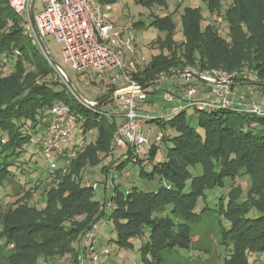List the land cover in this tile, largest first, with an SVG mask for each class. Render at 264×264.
<instances>
[{
	"label": "trees",
	"instance_id": "trees-1",
	"mask_svg": "<svg viewBox=\"0 0 264 264\" xmlns=\"http://www.w3.org/2000/svg\"><path fill=\"white\" fill-rule=\"evenodd\" d=\"M204 1L210 15L223 13L221 25L210 23L209 15L208 24L203 28L202 10L194 6H187L176 18L172 14L154 16L149 27L157 33V40L152 42L155 50L148 66L133 74L139 84L146 85L163 73L186 65L227 71L248 67L264 78V0ZM142 2L148 7H167L166 0ZM21 21L7 1L0 0V59L4 57L7 65L6 72L0 75V189L5 180L14 175L11 167L21 169L18 158L25 153L23 145L31 141L32 134L38 133L37 124L41 125V117L53 105L59 102L71 105L76 125L82 130V139L93 129L97 131L96 137L87 144L68 146L65 154L57 158V167L49 166L48 174L40 177L52 184L47 188L45 205L28 209L37 217L26 222L20 219L6 222L0 229V246L16 248L9 264H45L39 262V258L47 260L75 251L73 242L77 240L79 246L92 223L108 217V211L100 209L101 202L94 199L93 185L83 178L87 167L97 166L102 159L115 156L118 150L112 152V146L119 125L116 119L99 111L100 105L89 108L65 88L55 89V85L62 82L53 80L55 71L47 65L40 49L31 43ZM178 24L183 34L180 42L175 38ZM135 26L147 29L144 20L136 22ZM221 29H225L230 42L225 38L227 35L220 33ZM25 60V63H33L35 76L47 77V80L29 85L24 94L17 91L4 96L5 85L22 84L19 81L26 70ZM9 70L13 73L7 77ZM189 109H178L169 118L158 121L163 129L162 141L150 146L136 162L124 160L125 149L121 148V157L112 166L116 175L129 163L142 166L147 161L152 168L150 171L143 168L141 176L150 179L159 176L164 184L157 191L149 192L137 187L127 191L114 187L110 201L115 205L112 218L117 237L113 241L121 248H134L131 239L140 238L143 264H165L166 254L177 248L188 249L192 242L187 225L178 224L172 216L186 220L197 217L196 208L200 198L206 200L207 190L224 188L227 178L234 183L239 176L249 174L252 178L250 195L257 197L242 200L241 186L235 183L229 185L220 198L217 211L230 222L224 236L233 244L222 264H264V115L224 108L195 109V113H189ZM28 121L32 122V132L27 128ZM192 121H197L198 127H194ZM77 146L84 150L68 163L67 155L77 151ZM164 146L168 148L166 159L157 160ZM58 160H64V164ZM250 202L258 206L260 216H247ZM22 206L13 210L19 212V217L27 209ZM163 210L167 211L165 216ZM77 215L83 219L77 220ZM106 220L109 223V219ZM147 230L149 235H146ZM2 238L6 239L4 244H1ZM33 250L38 251L35 257L31 253ZM109 254L111 250L101 256ZM251 255H255L254 261Z\"/></svg>",
	"mask_w": 264,
	"mask_h": 264
},
{
	"label": "built area",
	"instance_id": "built-area-1",
	"mask_svg": "<svg viewBox=\"0 0 264 264\" xmlns=\"http://www.w3.org/2000/svg\"><path fill=\"white\" fill-rule=\"evenodd\" d=\"M8 5L25 23V29L34 44L39 46L47 60L55 68L60 79L73 92L79 101L89 108L95 109L99 104L80 96L76 93V87L69 82L70 77L65 70L56 65L51 54L48 52L42 39L44 36L52 35L63 44V56L71 66L83 71L89 82H93V71L107 72L117 68V79L120 77L124 86L117 92L119 98L118 108L122 114L123 122L118 126L112 152L115 149L124 148V160L136 162L139 156L147 151L150 144L149 137L144 133V125L156 117L151 113L140 111L139 103L146 99L147 93L142 89L130 71L137 67H144L147 57L137 53V34L134 27L116 24L111 12L117 6L111 2L102 0H46L44 8L34 13L36 0H6ZM122 4V3H121ZM33 11V17H32ZM224 21L222 12L210 15L209 22L221 25ZM227 41L231 38L227 35ZM18 53V52H17ZM6 59H0V75L6 72ZM171 72L163 73L162 78L170 76ZM172 75L180 78L181 83L190 81L196 77L209 87L206 99H195L192 95L196 92L195 87L188 88L186 95L180 96L171 91H164L163 97L167 101L179 103V110L194 107L198 110L235 109L242 112L264 115V103H248L247 95L241 93L235 85L240 80L251 79L264 86V78H260L248 67L239 71H227L222 68H199L193 65L179 67L172 71ZM78 90V89H77ZM41 125L46 131L38 132L32 137L31 142L44 153L48 165L57 167L56 159L64 155L72 131L76 127V118L71 105L59 102L53 105L48 113L41 117ZM163 132L156 136V140H162ZM68 154L69 158L74 154ZM115 169L110 175L113 180ZM113 206L111 201L104 202L100 209L104 212ZM101 220H96L90 226L81 244L78 246L76 258L70 264H100L101 255L110 252L109 247L100 249L96 243ZM108 223V220H106Z\"/></svg>",
	"mask_w": 264,
	"mask_h": 264
},
{
	"label": "rangeland",
	"instance_id": "rangeland-1",
	"mask_svg": "<svg viewBox=\"0 0 264 264\" xmlns=\"http://www.w3.org/2000/svg\"><path fill=\"white\" fill-rule=\"evenodd\" d=\"M166 1L167 7L158 5L148 7L143 5L142 0L116 1L118 10L114 12L112 11L110 13L111 17L118 25H126L127 27H134L136 29L138 41L146 43L143 45L145 47L142 48V53L140 52L139 54H143L147 57L150 56L155 50L154 44L152 42L157 40V33L151 31V28L149 27L154 19V16L158 15L165 17L166 15L172 14L176 18L179 16V13H182L187 6H194L200 7L202 10V27L204 28L208 24L206 20L210 15V9L204 0H183V2H180L179 0ZM35 2L34 13L38 14L44 8L46 0H36ZM107 2L113 3L114 1L108 0ZM141 20L145 21L147 29L142 28V30H139V28L135 26L136 22ZM20 25L22 28H25V23H23V21H21ZM181 30L182 26L178 24L175 38L179 42L183 40V34ZM220 33L223 36L227 35L225 29H221ZM27 37H29V34H27ZM42 41L46 45L48 52L51 54L53 62L65 70L71 81L74 83L75 87L84 97L94 99L100 95V79L97 77V81L89 82L87 77H85L86 74L83 71L74 69L71 64L65 60L63 56V44L60 41H58L52 35L44 36ZM31 43H34L33 40H31ZM36 47L39 48L37 45ZM40 54L47 61V65L55 71L53 80L60 79V76L56 72L55 68L47 60L44 53L40 51ZM26 61L27 60H25L24 63ZM25 65L26 70H24L21 74L22 76L19 81L22 84L15 83L5 85L4 92L6 94L4 96L7 94L10 96L17 91H20L21 94H24L28 91L27 87L29 85L47 80V77L45 78L39 75L35 76V74H33V63L28 61V63H25ZM47 65L45 64L43 67L46 68ZM15 71L16 70H14V72ZM35 72L39 73V71ZM12 73L13 71L9 70L5 76L10 77ZM40 73L42 75L43 71H40ZM170 80L171 79L162 80L154 84V86L152 85L151 88H168L169 84H171ZM61 82L62 83L55 85V89L62 90L65 88L67 91H69L64 82L62 80ZM69 93H71L73 98L76 100L78 99L73 92L69 91ZM154 99L156 100L155 102L160 104L164 103L162 93L160 95H156ZM112 102V108L115 109V104L118 102V97L113 96ZM100 110L102 111V109H99V111ZM188 112L195 113V108H190ZM191 124L194 127H198L197 121H192ZM31 125L32 122L28 121L27 128L29 127V132H32ZM36 129L40 133H44L46 131V129L39 123L37 124ZM81 131V128L76 125L72 131L68 145H71L73 142H85L87 144L88 141H92L97 135V131L93 129L91 132L87 133L85 139H82L80 137ZM32 135L35 136V134ZM77 148L78 150L74 152L72 156L66 159L68 163L78 156L79 151L84 150V147L77 146L76 149ZM23 149L25 153L18 158V161L22 164L21 169L11 167L14 175L8 177L4 182L3 189H0V229L4 227L3 225H5L6 222L10 223L18 219H20L22 222H26L27 219L34 220L37 216L28 209H32L34 205L38 207H43L45 205L44 199L46 192L48 191L47 188H49L50 184H52V181L45 179L40 180V177L46 176L49 172V165L44 153L40 150L41 148L29 141L23 145ZM118 149L115 150L117 151ZM167 151L168 148L164 146L161 153L158 155L157 160L165 161ZM58 162L61 165L64 164L62 161L58 160ZM113 163L110 166H104L105 169L102 171V165L104 164V159H102V165L99 164L97 166H89L84 172L83 179L87 184L93 185L94 199L100 201L101 205L104 202H109L111 200L115 186L121 191H127L137 187L140 190L149 192L157 191L164 184V180H162L159 176L155 177L154 179L141 176V170L143 168L147 171H150L152 168L151 163L142 166L136 163H129L123 168L121 172L119 171L120 169L117 170L120 173H118V175L115 174V177L112 180L109 176H111L110 173L113 169ZM235 183L238 184V186H241L242 200L249 201L250 196L253 198L257 197L255 194L250 195L252 178L249 174L239 176L234 183L231 181V178H227L224 188L209 189L206 192V200L204 201V199L200 198L196 208V212L199 214L197 217L186 220L180 217L172 216V218L175 220V222L177 221L178 224L183 223L187 225L189 232L192 235V242L188 249L177 248L176 250L166 254L167 256L165 259V264H222L223 259L230 253L233 244L229 237L224 236L225 228L229 229L230 222L224 217H221L217 210L220 208V198L225 195L229 185ZM188 184H190V182H188ZM28 190H31L32 192L28 193ZM21 205L27 209L25 212H21V217H19V212H13V210L14 208L16 209ZM253 205L254 204L250 202V208L248 209L249 211L247 214L249 218H256L261 215L258 206ZM205 207L207 209L203 211ZM162 212V215L164 216L167 214V211L165 210ZM112 213L113 208L109 207L108 217L103 218L100 223L99 234L96 243L99 248L108 246L111 250V254L101 256L102 258L100 260V264H143L140 252V238L131 239V242L134 243V248H121L119 244L113 241V239L117 237V232L115 230V222L112 218ZM75 217L77 220L83 219V216L81 215H77ZM106 219H109V223H106ZM146 235H149L148 230L146 231ZM5 241L6 239L2 238L1 244H4ZM37 241L40 242L41 240L37 238ZM77 243V240L73 242L75 251L65 253L61 256H56L55 258H48L47 260L41 257L39 258V262L41 261L45 264H70L72 260L76 258L78 249ZM12 246L13 245H11L10 248L0 246V264H9V258L14 255L16 250V248H13ZM31 253L33 257H35L38 254V251L36 252L33 250ZM26 254H28V251H26ZM250 259L251 261H254L255 255H251Z\"/></svg>",
	"mask_w": 264,
	"mask_h": 264
},
{
	"label": "crops",
	"instance_id": "crops-1",
	"mask_svg": "<svg viewBox=\"0 0 264 264\" xmlns=\"http://www.w3.org/2000/svg\"><path fill=\"white\" fill-rule=\"evenodd\" d=\"M114 5L116 6V2H113ZM118 10V7L117 9ZM114 10V11H116ZM113 11V12H114ZM113 19V18H112ZM114 21V19H113ZM142 30V29H139ZM136 31V29H135ZM146 43L142 41H138V45L136 46L137 53H142V48H144ZM152 54L150 56H147V63H145L144 67H137L134 68L130 71V73L133 74L139 72L140 70L144 69L146 66H148L149 61L151 60ZM173 71V70H172ZM118 73V69L115 68L112 71H107V72H98V71H93L94 74V81H97V77L100 79L101 83V91L100 95L94 99L86 98L89 100H96L99 97H104L103 100L104 102L100 103V109H102L103 113L106 114L108 117L111 119H116V122L118 125H120L123 122V117L122 114L118 108L119 105V98L118 102L115 104V109L113 107V102H112V97L117 96V92L120 88L124 86V82L122 78L120 77L119 79L116 78V74ZM134 77V76H133ZM161 80H168L171 79V84H169L168 88H151L152 85L146 87L144 90L147 93V97L144 100H141L139 103L140 106V111L145 112V113H151L156 117L154 120H149L143 127L144 133L149 137L150 139V144L153 146L154 144L160 143L162 140H156V136L160 133L163 132V129L161 125L159 124L158 121L164 120L169 118L171 115L175 114L177 110L179 109V103L176 101H167L163 97L164 103L160 104L158 102H155L156 100L154 99L156 95H160L164 91H171L174 92L177 95L180 96H185L186 92L188 91L189 86L190 87H195L196 92L192 95V98L195 99H206L209 93V87L207 83L204 81L194 77L190 81L185 82L184 84L181 83L180 78H178L175 75L167 76L165 78L160 77ZM159 79V78H157ZM173 79V80H172ZM175 80V81H174ZM158 81V82H160ZM152 82V81H151ZM150 82V83H151ZM156 82V83H158ZM154 83V84H156ZM147 85V84H146ZM145 86V85H142ZM154 86V85H153ZM235 88L241 92L245 93L247 95V100L248 103L251 104L253 102H260L264 103V86L260 84L259 82H256L251 79L247 80H240L236 83ZM82 95V94H81ZM83 96V95H82ZM84 97V96H83ZM118 97V96H117ZM74 144H79V142H73L69 146H73ZM123 152V149L119 148L115 156H109L108 158L104 159V164L102 165V171L104 166H110L113 162H118V160L121 157V154ZM145 158V157H144ZM64 162V160H61ZM143 165H148V162H144ZM126 167V166H125ZM124 168V167H123ZM122 168V170H123ZM121 170V171H122Z\"/></svg>",
	"mask_w": 264,
	"mask_h": 264
},
{
	"label": "water",
	"instance_id": "water-1",
	"mask_svg": "<svg viewBox=\"0 0 264 264\" xmlns=\"http://www.w3.org/2000/svg\"><path fill=\"white\" fill-rule=\"evenodd\" d=\"M34 15H33V11H32V17H33ZM56 65H58V64H56ZM161 80V78H159V79H156V80H154V81H152L151 83H148L147 85H145V86H142V89H145L146 87H148V86H150V85H154V83H156V82H158V81H160ZM69 82L73 85V82L71 81V79L69 80ZM76 93L80 96V92L76 89ZM105 100V99H104ZM104 100H101V101H97V103L96 104H100V103H102V102H104Z\"/></svg>",
	"mask_w": 264,
	"mask_h": 264
}]
</instances>
